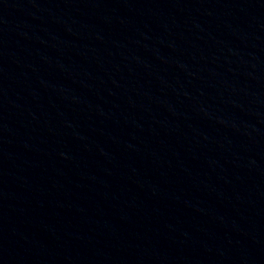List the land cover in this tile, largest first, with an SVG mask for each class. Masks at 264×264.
<instances>
[{
	"label": "water",
	"instance_id": "water-1",
	"mask_svg": "<svg viewBox=\"0 0 264 264\" xmlns=\"http://www.w3.org/2000/svg\"><path fill=\"white\" fill-rule=\"evenodd\" d=\"M205 264H264V0H34Z\"/></svg>",
	"mask_w": 264,
	"mask_h": 264
}]
</instances>
